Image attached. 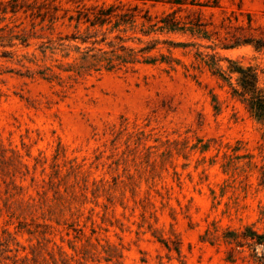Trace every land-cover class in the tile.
<instances>
[{
    "label": "rangeland",
    "instance_id": "374dc122",
    "mask_svg": "<svg viewBox=\"0 0 264 264\" xmlns=\"http://www.w3.org/2000/svg\"><path fill=\"white\" fill-rule=\"evenodd\" d=\"M259 39L264 0H0V264H258Z\"/></svg>",
    "mask_w": 264,
    "mask_h": 264
},
{
    "label": "trees",
    "instance_id": "16d2710c",
    "mask_svg": "<svg viewBox=\"0 0 264 264\" xmlns=\"http://www.w3.org/2000/svg\"><path fill=\"white\" fill-rule=\"evenodd\" d=\"M244 44L252 45L256 51H264V40H251L244 42ZM229 71L231 74L238 75V88L245 108L259 122L264 124V71H258L254 67L242 68L235 65H230ZM260 74L263 75L262 80ZM231 241L237 247H250L257 263L264 264V235H259L255 231L246 228L242 232L233 234ZM258 246L263 248V252L260 255H257L256 252V247Z\"/></svg>",
    "mask_w": 264,
    "mask_h": 264
}]
</instances>
